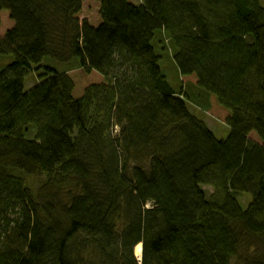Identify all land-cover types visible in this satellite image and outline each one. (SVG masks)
Segmentation results:
<instances>
[{"label": "trees", "instance_id": "trees-1", "mask_svg": "<svg viewBox=\"0 0 264 264\" xmlns=\"http://www.w3.org/2000/svg\"><path fill=\"white\" fill-rule=\"evenodd\" d=\"M94 1L96 24L83 0H0V264H264V6ZM73 61L102 81L78 92L53 66ZM198 92L226 137L187 106Z\"/></svg>", "mask_w": 264, "mask_h": 264}, {"label": "rangeland", "instance_id": "rangeland-1", "mask_svg": "<svg viewBox=\"0 0 264 264\" xmlns=\"http://www.w3.org/2000/svg\"><path fill=\"white\" fill-rule=\"evenodd\" d=\"M133 3H137L138 0H130ZM260 4L264 6V0H259ZM98 2L94 0H83L82 7L80 12L78 13V17L80 19L85 18L91 24H96L98 22ZM13 26V21L9 18V12L6 9L0 11V35L2 36L5 31ZM171 51L170 49H166L164 52V56L160 62V67L165 72L169 83L175 89V91L179 90V87L183 89H187L189 92H193L190 89L194 90L196 86V78L194 75L181 76L178 74L177 68L175 64L171 60ZM49 60V59H48ZM47 60V61H48ZM52 63H50L51 65ZM173 65V66H172ZM56 69H61L67 71V73L71 76L74 81L75 89L80 92L85 86L91 83H99L101 80L100 76L95 72L85 74L82 70L78 69L76 63L70 62L66 65L57 66L53 64ZM177 71H175V70ZM39 82V78L36 76L35 72H30L25 76L24 79V87L28 88L32 84ZM187 106L189 109L201 118L211 129H213L214 133L217 137H226L228 134V126L226 119L228 117V110L221 106L216 98L211 94H206L203 92H198L196 99L194 102L188 101ZM113 135L119 134V126H113ZM251 138L257 139V136L253 133L250 135ZM207 192H210L209 188H205ZM250 200V194L244 193L241 197H238V202L241 207L245 208ZM150 207V204H148ZM134 257L136 258V254L134 252ZM142 254L140 255L139 261H141ZM137 260V259H136Z\"/></svg>", "mask_w": 264, "mask_h": 264}, {"label": "bare ground", "instance_id": "bare-ground-1", "mask_svg": "<svg viewBox=\"0 0 264 264\" xmlns=\"http://www.w3.org/2000/svg\"><path fill=\"white\" fill-rule=\"evenodd\" d=\"M134 252L136 254V256H140L141 255V245L140 244H137L134 248Z\"/></svg>", "mask_w": 264, "mask_h": 264}]
</instances>
